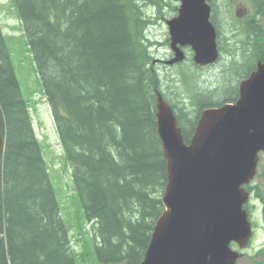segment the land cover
Listing matches in <instances>:
<instances>
[{
    "label": "trees",
    "instance_id": "16d2710c",
    "mask_svg": "<svg viewBox=\"0 0 264 264\" xmlns=\"http://www.w3.org/2000/svg\"><path fill=\"white\" fill-rule=\"evenodd\" d=\"M13 1L92 225V254L98 264H141L164 212L168 182L157 129V95L175 109L187 142L204 109L235 102L237 79L264 61V25L258 17L264 14V0H253L258 13L244 26L233 27L245 37L239 45L251 55L228 69L224 86L194 92L192 111L166 98L153 42L146 34L153 22L146 12L156 9L160 14L170 1ZM247 61L252 65L245 71ZM182 75L185 79V69ZM0 127L5 140L0 264H79L1 24ZM247 189L264 205L258 188ZM262 254L264 249L257 253Z\"/></svg>",
    "mask_w": 264,
    "mask_h": 264
},
{
    "label": "water",
    "instance_id": "95a60500",
    "mask_svg": "<svg viewBox=\"0 0 264 264\" xmlns=\"http://www.w3.org/2000/svg\"><path fill=\"white\" fill-rule=\"evenodd\" d=\"M167 24L175 57L190 46L194 61L219 59L217 31L207 0H181L178 17ZM157 129L167 160L165 211L158 219L141 264H236L233 250L248 246L253 226L245 189L264 153V63L240 83L234 103L204 109L189 142L173 107L158 93ZM5 140L0 127V160Z\"/></svg>",
    "mask_w": 264,
    "mask_h": 264
},
{
    "label": "rangeland",
    "instance_id": "374dc122",
    "mask_svg": "<svg viewBox=\"0 0 264 264\" xmlns=\"http://www.w3.org/2000/svg\"><path fill=\"white\" fill-rule=\"evenodd\" d=\"M168 1H170L169 7L167 6L168 8H165L161 14H158L156 9L146 12L154 21L149 25L146 34L149 41L155 44L151 47V51L162 79L165 81L163 82V91L166 98L178 107L183 105L188 109L187 111H192L194 108L191 106V95L194 92L196 93L197 90L199 94L203 90L212 92L224 86V78L228 69L234 64L243 63L244 57L247 59L249 54L251 55L250 49L247 48L245 53L242 49L243 45H239V40L242 41L245 37L238 36L233 27L244 26L246 21L245 18H242L244 14L258 12L253 0H210L213 6V16L217 15L218 24L222 27L220 45L223 46V49L220 60L209 66H196L192 63L193 52L187 47L183 48L186 53L184 61L167 65L174 54L170 47L169 28L166 22L177 15V9L180 6V0ZM238 13L243 16L239 17ZM258 17L264 25V14H260ZM0 23L23 97L30 106L36 133L56 189L57 199L61 205L62 218L69 230L74 250L80 257L78 262L79 264H98L96 256L92 254L96 245L92 225L85 217L82 201L76 192L71 167L60 146L52 112L44 97V88L36 62L30 51L13 0H0ZM251 63V61L245 62L242 65L243 69L245 71L250 69ZM193 64L194 68H192ZM183 69L187 74L185 79L182 75ZM242 78L237 79L238 85ZM251 185L258 188L264 196V154L260 156L258 174ZM257 200L252 197L249 203V210L252 209L251 221L254 224L253 242L251 247L244 251V256L237 264H264V254L257 255L260 250L264 249V205ZM234 248L238 249L236 246Z\"/></svg>",
    "mask_w": 264,
    "mask_h": 264
},
{
    "label": "flooded vegetation",
    "instance_id": "af4514ba",
    "mask_svg": "<svg viewBox=\"0 0 264 264\" xmlns=\"http://www.w3.org/2000/svg\"><path fill=\"white\" fill-rule=\"evenodd\" d=\"M259 13H260V12H259ZM238 15H239V17H242V16H243V15H241V13H240V14L238 13ZM246 15H247V14H244V16H243L242 18L246 17ZM247 16H248V15H247ZM214 19H215V18L213 17V20H214Z\"/></svg>",
    "mask_w": 264,
    "mask_h": 264
}]
</instances>
